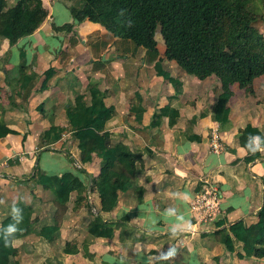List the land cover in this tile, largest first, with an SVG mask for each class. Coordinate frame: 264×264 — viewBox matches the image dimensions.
<instances>
[{
  "label": "crops",
  "instance_id": "obj_1",
  "mask_svg": "<svg viewBox=\"0 0 264 264\" xmlns=\"http://www.w3.org/2000/svg\"><path fill=\"white\" fill-rule=\"evenodd\" d=\"M6 1L8 8L18 2ZM43 2L48 17L36 32L14 46L0 36V122L17 132L0 140V225L16 205L30 207L34 219L30 234L14 240L16 252L11 261L264 264V259H240L242 243H236V252H227L217 238L223 226L207 231L195 223L191 211L202 180H208L216 182L222 191L220 221L226 226L241 220L247 226L258 223V212L264 205V149H260L261 159L247 163L248 152L239 139L240 130L247 125L264 132V75L254 80L251 89L241 88L238 83L232 86L227 103L229 120L218 123L214 120V106L222 87L216 77H191L174 61L164 58L160 42L159 56L153 58L133 42L114 37L98 23L84 21L71 32L56 30L73 23L70 7L74 0ZM159 60L172 77L183 82L182 95L174 97L173 85L157 74L155 65ZM23 73L36 75L37 80L21 90ZM89 86L99 87L106 94L107 105L115 108L114 117L106 124L112 139L128 146L143 160V166L138 164L132 188L119 194L112 212L101 211V200L92 181L80 172L83 167L91 177H97L101 161L94 156L91 164L81 165L78 142L67 119V109L75 106L79 95H85L90 103ZM168 106L179 112L174 126L169 116H158ZM140 109L141 121L137 119ZM154 121L158 124L153 125ZM53 126L65 128L66 133L60 141L49 144L44 134ZM213 129L219 130L224 147L221 152L211 148ZM62 151L70 152L76 163L68 160L71 167L63 172L50 170L49 159L59 160ZM37 164L48 174L71 172L79 176L88 190L85 195L89 202L78 203L75 192L63 209L56 206L52 191L40 185L30 188L21 182L34 173ZM97 215L114 229L112 238L90 236L88 228ZM48 225L60 228V236L52 242L40 234ZM67 243L76 245L79 253L67 254ZM86 247L88 253L84 254Z\"/></svg>",
  "mask_w": 264,
  "mask_h": 264
},
{
  "label": "trees",
  "instance_id": "obj_2",
  "mask_svg": "<svg viewBox=\"0 0 264 264\" xmlns=\"http://www.w3.org/2000/svg\"><path fill=\"white\" fill-rule=\"evenodd\" d=\"M258 3L264 11V0H74L70 7L73 23L55 29L71 32L84 21L98 23L114 37L133 42L153 58L159 56L157 34L160 33L165 59L174 61L191 77L199 80L216 77L220 81L222 94L214 106V120L226 123L230 117L227 103L232 96V86L238 83L241 88L251 89L254 80L264 75V34L256 27L264 20V15L255 11ZM47 17L43 0H18L11 8H8L6 0H0V36L14 46L21 38L36 32ZM155 69L160 77L173 85L174 97L183 94V82L164 69L162 60L156 62ZM50 73L51 70L47 78ZM22 77L21 90L22 86L31 85L37 80L36 75L23 73ZM88 94L90 103L86 102L85 95H79L75 106L67 109L68 124L78 142L81 165H89L94 156L99 157L101 170L97 177H91L85 168H79L92 181L101 200V211L112 212L118 205L119 194L132 188L138 164L143 166V160L128 146L114 141L106 130L107 122L116 113L114 107L107 105L106 94L97 86H89ZM1 109L0 100V112ZM139 111L137 119L141 121L143 109ZM159 113V117H170L171 126L176 124L179 117V112L169 106ZM155 124L158 122L154 121ZM16 133L0 122V140ZM65 133V128L53 126L44 134V139L54 144ZM24 139H27V135ZM196 139L190 137V140ZM239 141L248 152L247 163L261 159L264 132L247 125L240 130ZM65 154L71 163H76L70 152L65 151ZM21 182H26L30 188L40 185L52 191L56 196V206L63 209L67 208L75 192L78 203L89 202L85 195L88 191L86 185L71 172L61 176L48 174L42 172L37 164L34 173ZM13 208L20 210L19 222L14 218ZM258 218V223L251 226H247L243 220L229 226L219 221L218 226L223 228L217 231L218 241L230 253L237 251L236 243H242V251L238 252L240 259H264V205L258 212ZM33 222L30 207L16 205L11 208V213L0 225V264H15L11 261L16 252L13 242L29 235ZM107 223L101 215L95 216V221L88 228L90 236L112 238L114 229ZM13 226L17 231L9 235L8 229ZM40 234L52 242L60 236V228L57 225L44 226ZM65 252L77 254L79 250L76 245L67 243ZM87 253L86 247L84 254Z\"/></svg>",
  "mask_w": 264,
  "mask_h": 264
},
{
  "label": "built area",
  "instance_id": "obj_3",
  "mask_svg": "<svg viewBox=\"0 0 264 264\" xmlns=\"http://www.w3.org/2000/svg\"><path fill=\"white\" fill-rule=\"evenodd\" d=\"M211 148L214 152L224 150L218 129L210 134ZM80 167V165H78ZM202 189L196 193L191 203L192 217L196 224H201L205 230L220 228L218 223L222 213V191L216 182L202 180Z\"/></svg>",
  "mask_w": 264,
  "mask_h": 264
},
{
  "label": "rangeland",
  "instance_id": "obj_4",
  "mask_svg": "<svg viewBox=\"0 0 264 264\" xmlns=\"http://www.w3.org/2000/svg\"><path fill=\"white\" fill-rule=\"evenodd\" d=\"M255 11L257 13H260V14L262 13L264 15V11H263L262 6H261L260 3H258L255 6ZM256 27L259 29V31L261 33H264V20L262 22H259L256 25ZM157 39L160 42L161 49L164 50L165 49L164 46H163L164 43H163V39H162L160 33L157 34ZM60 153H62V154L58 155L60 157V158H58L59 160H57V157L54 158V159H49L48 165H49L50 170H53V171H56V172H58V170H61L63 172L65 170H68L69 167H71L70 165L68 167L69 161H68V158H67V156L65 154V151H62ZM45 165H46V163L43 164V166H45ZM42 172L48 173L46 171H42Z\"/></svg>",
  "mask_w": 264,
  "mask_h": 264
},
{
  "label": "clouds",
  "instance_id": "obj_5",
  "mask_svg": "<svg viewBox=\"0 0 264 264\" xmlns=\"http://www.w3.org/2000/svg\"><path fill=\"white\" fill-rule=\"evenodd\" d=\"M13 214H14V218L17 220V222H19V220H20V210L19 209H16V208H13ZM15 231H17V229H16V227L15 226H13V227H10L9 229H8V233H9V235L10 234H12V233H14Z\"/></svg>",
  "mask_w": 264,
  "mask_h": 264
}]
</instances>
